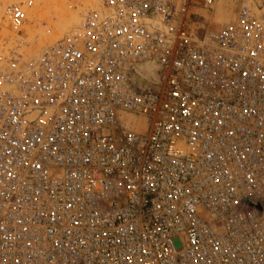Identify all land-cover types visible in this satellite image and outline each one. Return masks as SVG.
<instances>
[{"label":"built area","instance_id":"2783aa9c","mask_svg":"<svg viewBox=\"0 0 264 264\" xmlns=\"http://www.w3.org/2000/svg\"><path fill=\"white\" fill-rule=\"evenodd\" d=\"M92 1L0 58V264H264V0Z\"/></svg>","mask_w":264,"mask_h":264},{"label":"rangeland","instance_id":"374dc122","mask_svg":"<svg viewBox=\"0 0 264 264\" xmlns=\"http://www.w3.org/2000/svg\"><path fill=\"white\" fill-rule=\"evenodd\" d=\"M88 3L90 0H0V58L6 55L7 49H17V47L26 58H31L29 51L38 49L53 29L60 31L65 27L68 29L72 27L69 25L75 26L86 8L85 4ZM15 6H19L26 12V21L18 29L12 27L8 16V11ZM213 12L215 14L208 19L207 13H203L204 17H202L198 9L192 10L195 15L193 28L197 30L194 32L195 35L199 36L204 31L213 30L222 25L224 12L215 9ZM207 21L211 24L208 25ZM1 63L0 61V67L3 65ZM143 65L145 64L136 65L131 69L130 79L136 88L148 87L152 90L154 88L152 79L144 70L138 68Z\"/></svg>","mask_w":264,"mask_h":264},{"label":"bare ground","instance_id":"6f19581e","mask_svg":"<svg viewBox=\"0 0 264 264\" xmlns=\"http://www.w3.org/2000/svg\"><path fill=\"white\" fill-rule=\"evenodd\" d=\"M92 3H93V1L90 0V3L85 4V7H88V6L92 5ZM226 3L227 2H225L223 0H220L218 2V4H217L216 8H214L215 10H218V11L221 10V11L224 12L223 23H221L222 25L225 24V23L230 22V20H232V17H233V15L227 10V9H229V4L231 5V3H229V4L228 3L226 4ZM198 10L200 11V16L203 13H207L208 16L206 18H208V19L211 17V15L215 14V12H210L208 10H205V11L204 10H200V9H198ZM202 17H204V16L202 15ZM206 23L208 25L211 24V23H209V21H207ZM79 25H80V20L78 21V23L75 26L74 25H69V26H72L70 28L73 29V30H71L70 28L68 29L65 26H64L65 28L61 29L60 31L58 29H53L52 28L53 29L52 33H48L47 38L44 41L42 40L43 41L42 43L40 42L41 45L38 48L39 50L38 49H34V50H30L29 51L30 52V57L33 60H36L39 57V55H40V53L42 51L40 48H45V47L51 46V45L55 44L58 40L62 39L64 36L76 32L79 29ZM213 26H215V25L213 24ZM34 48H35V46H34ZM158 64H159L158 61H155L153 63L152 62L151 63H145V65L140 66V67L138 66L139 69L144 70L145 73H147L148 77L152 79V83L154 84V87L158 86V84H159V76H158L159 66H158ZM130 84H131L133 89H136V87L133 86V82H132L131 79H130Z\"/></svg>","mask_w":264,"mask_h":264},{"label":"crops","instance_id":"0c3cea01","mask_svg":"<svg viewBox=\"0 0 264 264\" xmlns=\"http://www.w3.org/2000/svg\"><path fill=\"white\" fill-rule=\"evenodd\" d=\"M148 89H149L148 87L147 88L141 87L140 89L139 88H136V90L141 91V92H144V91H146Z\"/></svg>","mask_w":264,"mask_h":264},{"label":"water","instance_id":"95a60500","mask_svg":"<svg viewBox=\"0 0 264 264\" xmlns=\"http://www.w3.org/2000/svg\"><path fill=\"white\" fill-rule=\"evenodd\" d=\"M159 70H160V67H159Z\"/></svg>","mask_w":264,"mask_h":264}]
</instances>
